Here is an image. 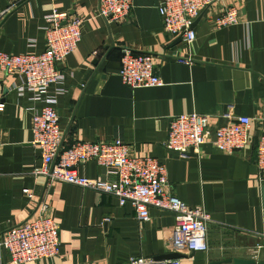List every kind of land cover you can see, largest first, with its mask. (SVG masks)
<instances>
[{"label": "crops", "instance_id": "0c3cea01", "mask_svg": "<svg viewBox=\"0 0 264 264\" xmlns=\"http://www.w3.org/2000/svg\"><path fill=\"white\" fill-rule=\"evenodd\" d=\"M159 0H131L127 17L106 23L97 17V0H0V51L38 55L44 49L43 18L53 9L79 17L80 40L58 66L60 95L54 108L62 142L119 140L129 155L156 159L165 168L171 194L189 208L202 207L210 216L207 250L174 253L166 248L173 226L170 213L149 209L138 223L128 204L119 207L106 195L63 184H46L33 176L39 150L30 143V115L40 106L18 96L16 73L0 74V232L29 218L39 202L48 205L57 226L58 252L26 264H124L130 258L179 264H233L229 259L264 264L259 230L260 192L256 182L254 145L264 130V0H219L195 20L191 43L164 34L156 12ZM234 7L238 23L213 28L210 21ZM121 49L148 53L162 86L130 89L117 76ZM250 119V142L231 154L209 143L199 154L178 158L164 149L167 120L196 113ZM85 178L103 177L94 162L76 169ZM112 180V177H106ZM31 192V199L22 194ZM1 264H11L1 256Z\"/></svg>", "mask_w": 264, "mask_h": 264}, {"label": "built area", "instance_id": "2783aa9c", "mask_svg": "<svg viewBox=\"0 0 264 264\" xmlns=\"http://www.w3.org/2000/svg\"><path fill=\"white\" fill-rule=\"evenodd\" d=\"M22 1V0H17ZM219 0H159L156 12L162 31L172 39L189 44L194 39L191 24ZM131 8V0H97L96 16L106 23L123 21ZM7 12L0 13V20ZM44 49L38 55H13L0 51V74L16 73L21 78L12 90L18 96L30 94L29 100L39 103L30 115V143L39 150V167L33 176L44 178L46 184L63 183L80 190L100 193L113 198L119 207L128 204L138 223L149 220L148 210L170 213L173 226L166 240L170 252H201L207 250L206 227L210 216L202 207L189 208L170 192L165 168L156 159L129 155L128 146L119 140L109 142H62V131L54 105L61 89L62 74L58 69L80 40V19L65 12L51 10L43 18ZM213 28L238 23V12L227 7L213 20ZM121 83L130 89L162 86L155 72L153 57L148 53L121 49L117 71ZM3 104L0 103V112ZM222 124L212 126L210 118L201 114H181L167 120L164 149L178 158L196 156L201 146L209 143L218 152H239L250 142V119L232 116L228 111L219 115ZM94 162L103 170V177L85 178L76 169ZM256 182L264 185V130L257 133L254 145ZM112 177V180L106 177ZM31 199V192L21 191ZM256 235L264 247V211L260 208L259 230ZM58 252L57 226L49 216L48 205L37 203L32 215L18 225L0 232L1 256L11 264H26L49 259ZM124 264H179L177 260L154 262L147 258H130Z\"/></svg>", "mask_w": 264, "mask_h": 264}, {"label": "water", "instance_id": "95a60500", "mask_svg": "<svg viewBox=\"0 0 264 264\" xmlns=\"http://www.w3.org/2000/svg\"><path fill=\"white\" fill-rule=\"evenodd\" d=\"M194 22L191 24V27L193 26ZM178 42H180V38H176L175 40H173L169 44V47H172V46L176 45ZM256 136H257V134H256ZM191 155L192 154L189 152L188 156H191ZM259 192H260L261 208L264 211V185H262L259 188ZM172 257H174V256L163 255V256H159V257H156V258L152 259V261H154V262H162V261H164L166 259H170ZM224 262H232L233 264H254V262L251 261V260H240V259H229V260H225Z\"/></svg>", "mask_w": 264, "mask_h": 264}]
</instances>
